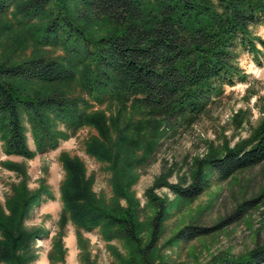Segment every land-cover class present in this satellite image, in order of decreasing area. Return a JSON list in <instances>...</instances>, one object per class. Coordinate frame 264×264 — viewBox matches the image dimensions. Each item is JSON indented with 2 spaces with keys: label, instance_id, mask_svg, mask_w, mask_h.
<instances>
[{
  "label": "trees",
  "instance_id": "16d2710c",
  "mask_svg": "<svg viewBox=\"0 0 264 264\" xmlns=\"http://www.w3.org/2000/svg\"><path fill=\"white\" fill-rule=\"evenodd\" d=\"M260 24L264 0H0L3 152L30 159L90 127L96 133L85 139L84 151L109 172L111 194L105 198L93 190L95 175L87 174L82 158L60 151L62 206L47 254L52 264H64L62 233L68 222L88 264L95 262L83 233L94 229L111 264H167L157 240L170 209L200 195L213 176L226 180L264 161L263 106L248 138L193 158L189 183L157 178L144 192L145 206L154 213L140 218L144 206L132 189L136 169L149 163L169 130L193 124L225 85L245 81L238 48L261 63L264 39L252 31ZM54 49L61 53L52 55ZM0 166L23 176L0 203V264H29L37 257L36 239L48 231L28 228L25 221L54 194L45 178L29 189L20 162L4 159ZM162 185L174 193L173 200L154 192ZM257 199L244 200L222 222L235 221ZM215 227L184 225L167 245ZM203 264H264V244L237 255L221 251Z\"/></svg>",
  "mask_w": 264,
  "mask_h": 264
},
{
  "label": "rangeland",
  "instance_id": "374dc122",
  "mask_svg": "<svg viewBox=\"0 0 264 264\" xmlns=\"http://www.w3.org/2000/svg\"><path fill=\"white\" fill-rule=\"evenodd\" d=\"M252 31L264 39L263 24L254 26ZM26 52L28 53L29 49ZM50 53L57 55L61 50H50ZM236 61L246 74L245 81L232 86L225 85L222 93L193 124L176 125L174 129L169 130L160 140L149 163L136 169L137 179L132 189L140 201V206H144L141 219L154 213L145 206L144 192L154 185L157 178L164 177L169 183L181 182L186 185L191 181L194 157H201L210 149H220L225 143L233 146L239 140L248 138L263 117L264 57L258 64L249 52L238 48ZM104 107L105 104L94 106ZM95 133L93 128L83 127L69 138L60 140L55 149L36 153L30 159L5 154L0 140V161L10 159L20 162L25 167V181L29 189L38 187L40 180L45 178L54 194L53 199L44 200L35 206L25 221L28 228L41 226L48 231V236L36 239L34 249L37 257L29 264H52L47 254L51 248V237L59 229L57 220L62 206L58 191L63 177V169L58 160L60 151L82 158L87 167V174L95 175L93 190L105 198L110 196L109 172L104 169L103 164L84 151L85 139ZM26 135L28 145L33 149L29 130ZM21 179L22 175L0 166V203L5 202L12 191L11 186ZM154 192L159 197L174 199V193L164 185L155 187ZM257 196V201L244 215L235 221L222 222L241 202ZM220 222L222 224L219 226ZM189 224L216 227L206 235L168 246L167 239L179 228ZM163 227L157 246L167 264H203L221 251L237 255L252 248L256 243L264 244V161L241 170L226 180H218L213 176L209 186L200 195L170 209ZM62 234L64 264H88L81 260L82 250L77 243L75 226L68 222ZM142 234L144 239L146 233ZM83 235L90 260L95 264H111L112 257L98 231L94 229L84 232ZM112 243L124 250L118 241Z\"/></svg>",
  "mask_w": 264,
  "mask_h": 264
}]
</instances>
